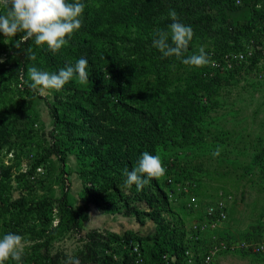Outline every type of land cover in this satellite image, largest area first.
I'll return each mask as SVG.
<instances>
[{
    "label": "rangeland",
    "instance_id": "obj_1",
    "mask_svg": "<svg viewBox=\"0 0 264 264\" xmlns=\"http://www.w3.org/2000/svg\"><path fill=\"white\" fill-rule=\"evenodd\" d=\"M238 1L171 0L160 9L150 0H88L82 27L67 46L53 52L46 44L36 45L33 37L25 62L19 32L0 33V196L25 201L19 212L0 211V238L19 225L24 253L31 260L46 256L53 264H64L72 255L81 264H107L110 258L113 264H122L124 249L118 238L126 231L152 236L155 224L147 216L138 219L127 213L130 209L117 201L111 186L114 180L125 182L124 170L131 171L142 153L149 152L142 148L150 126L142 112L161 82L170 92L190 88L195 121L186 138L172 125L173 106L158 104L169 133L155 154L149 152L159 155L166 168L159 181L196 180L198 188L189 197L200 204L213 203L220 191L231 195L228 221L215 235L238 242L259 237L264 218V62L232 71L181 62L201 47L210 56L226 31L232 39L225 44L231 48L255 35L254 28L244 32L264 18V5H256L258 0ZM170 9L194 30L192 49L181 59L164 57L153 47L157 32L170 33ZM4 12L0 0V14ZM93 29L101 35L91 34ZM80 51L89 62V76L106 84L101 97L94 94L90 77L88 84L74 77L63 89L43 94L28 86L30 66L58 72L82 58ZM200 76L220 78L202 84ZM118 84L121 95L112 96L110 90ZM201 95L204 106L199 103ZM81 143L82 149L76 145ZM86 184L98 193L102 205L91 201ZM123 190L131 195L129 187ZM186 199L181 196L173 205L190 229L199 218L185 211ZM129 200L136 205L132 197ZM137 208L149 212L145 206ZM145 246L153 264L149 256L153 243ZM213 264H264V255L236 251L221 254Z\"/></svg>",
    "mask_w": 264,
    "mask_h": 264
},
{
    "label": "trees",
    "instance_id": "obj_2",
    "mask_svg": "<svg viewBox=\"0 0 264 264\" xmlns=\"http://www.w3.org/2000/svg\"><path fill=\"white\" fill-rule=\"evenodd\" d=\"M153 2V4L158 5L160 9L165 8L168 3L171 0H167L166 2H162L163 0H150ZM240 1V0H239ZM70 2V0H69ZM75 2V0H73ZM82 3L85 4V6L88 4V0H81ZM258 2H262V5H264V0H258L255 1V4L257 5ZM255 29L253 36H246L247 42L248 41H254L256 44L262 46V49L259 51H256L253 58L250 60V64H253L254 62H257L258 60L262 59L264 62V18H258L253 26H248V28L245 30L244 34L248 33L250 29ZM248 30V31H247ZM229 31H226L223 35L224 38L222 39V43L217 44V48L213 49L214 54H224V53H230V52H238L244 49V45L247 43H242V39L237 41L236 46L234 48H231L228 46V44H225L228 40L232 39L231 33H228ZM90 33L93 35H101V32L99 30H90ZM25 33L19 32L18 39H24ZM33 38L24 39V41H20L22 45L24 46V50L22 52V60L25 62L28 58V56H25V51L29 47L31 41ZM225 40V41H224ZM224 41V42H223ZM192 49L189 45L188 51ZM81 57L85 58V53L80 51ZM50 60L52 63H57L56 59L53 57H50ZM245 65V64H244ZM243 65V66H244ZM208 66V65H207ZM129 68H134V65L128 66ZM204 71L203 73H205ZM90 80L93 82L94 87V94L98 97L102 96V93L106 91V84L103 82L102 79L97 78L96 76L92 75L89 76ZM201 80L199 83L205 84L203 81L207 83H215L216 80H218L220 77H215L212 79H207L203 76H200ZM211 81V82H210ZM190 89V88H188ZM187 88L183 91H175L170 92L165 84V82L160 83V88L156 92L153 98V102L149 103L147 106H145L142 114L144 118L149 120V128L146 129V135L147 138L142 142V148L148 150L150 153L155 154L157 151V148L165 143L169 139V133L167 129L165 128V125H167L166 119L160 114V106L166 105L170 107V105L173 106L172 108V118H173V124L178 128L179 132L184 135L186 138L189 135L190 130L192 129L194 125V110L195 105L193 100L189 99V91ZM110 94L112 96H115L117 94L121 95V86L113 85ZM205 95V94H202ZM200 96L199 103L201 106H204L203 104V97ZM158 104L160 106H158ZM125 106L129 107L130 109H134L130 107L128 104H124ZM172 125H169L168 128L172 127ZM81 149L84 146L83 143L76 144ZM127 148L129 149L130 146L128 145ZM52 153H56L54 151H50ZM133 168L131 167V170ZM186 181H191L195 183V187H192L190 189V193H184L181 192L177 198L181 196H186L188 199L191 192L198 188V183L196 180L191 178L186 179H178L175 182L176 183H185ZM165 184H162L158 178H154L151 180L150 184L146 185L143 190L136 191V186H127L129 187L131 191V195L128 196L124 192L125 182H117V180L113 181L112 189L113 193L117 198V201L122 202L126 208H129L130 210L127 211V213L132 212L133 215H137L138 219H141L142 217L147 216L150 221H152L155 224L156 230L155 233L152 236H141L138 233L134 231H126L124 234V238H118L117 235L116 238L120 241V246L122 247V244H127V249H124L123 257L121 259L122 264H134V256L131 254V243L139 242L141 244L142 252L144 254L145 258V264H149L150 260L148 257V249H146L145 242H152L153 248L149 252V256L151 258V261L153 264H166V262L163 260L164 255H170L176 257V264H186V256L185 252L188 248V246L191 244L190 241L187 240L188 231L187 226L185 222L182 220L181 216H179L178 211L173 205V200H171L170 192L174 190H170L167 185V180L164 182ZM86 194L89 196L91 201L100 204L98 200V193L95 194V192H92V187H90L88 184L85 185ZM133 198L134 202H137L135 206H132V203L130 202V198ZM186 201V200H185ZM175 202V201H174ZM24 199L17 200V201H10L5 196H0V211L5 210L8 213H14L19 212V210L22 209V204H24ZM138 205L145 206L149 210V212H140L137 208ZM186 211V210H185ZM130 214V213H129ZM132 215V214H130ZM17 222H12V225H15ZM144 223V222H143ZM142 223V224H143ZM14 234L21 233V228L19 225L13 226V232ZM249 239V238H247ZM24 262H32L35 264H53V262L49 259L47 260L46 256H44L41 260H31L27 254L24 253L22 260ZM114 259L110 258L106 263L107 264H113ZM14 264L18 263L16 261H12Z\"/></svg>",
    "mask_w": 264,
    "mask_h": 264
},
{
    "label": "clouds",
    "instance_id": "obj_3",
    "mask_svg": "<svg viewBox=\"0 0 264 264\" xmlns=\"http://www.w3.org/2000/svg\"><path fill=\"white\" fill-rule=\"evenodd\" d=\"M6 12L0 14V33L4 36H14L24 32V39L33 38L35 44L47 45L57 52L69 43L71 36L82 27L85 4L81 0H3ZM168 15L172 19L169 31H159L153 39V47L157 48L164 57L175 56L177 59L184 57L190 42L194 37V30L190 25L179 22V17L174 9ZM169 39L171 43H169ZM19 43V42H18ZM35 59V56H32ZM185 65L202 67L212 63L210 56L204 48L198 54H192L181 60ZM89 62L80 58L74 65L67 64L58 72H49L30 66L28 76L31 83L28 85L33 90L43 94L46 90L59 91L74 77L80 84L89 83L87 71ZM27 83V81H26ZM218 154V150H217ZM166 174L162 158L145 151L138 160V164L131 171L124 170L125 185H135L137 191L150 184L154 178ZM26 242L24 237L14 233H7L0 238V264L12 260L20 262L25 252ZM64 264H81L78 257L69 255Z\"/></svg>",
    "mask_w": 264,
    "mask_h": 264
},
{
    "label": "built area",
    "instance_id": "obj_4",
    "mask_svg": "<svg viewBox=\"0 0 264 264\" xmlns=\"http://www.w3.org/2000/svg\"><path fill=\"white\" fill-rule=\"evenodd\" d=\"M240 2V1H238ZM262 49V46L254 41H248L244 49L238 52L224 54L211 53L212 63L208 64L215 71H232L237 66L249 64L256 51ZM206 75V74H205ZM171 200L177 201V196L181 193H190V189L195 187V183L186 181L185 183H176L171 177L167 178ZM231 195H226L220 191L213 203L200 204L193 197L185 201V210L187 213L198 216V220L193 223L190 229L187 228V240L190 241L185 256L186 264H213L214 260L225 253L236 251L247 254L264 255V218L262 220L261 233L259 237L253 239H244L242 241L231 240V238L222 239L221 236L215 235L221 225L228 221L229 202ZM127 244H122L123 249H127ZM131 254L134 256V264H145L144 254L139 242L131 243ZM163 260L166 264H176V257L164 255ZM5 264H14L12 260L6 261ZM16 264H35L32 262L20 261Z\"/></svg>",
    "mask_w": 264,
    "mask_h": 264
}]
</instances>
